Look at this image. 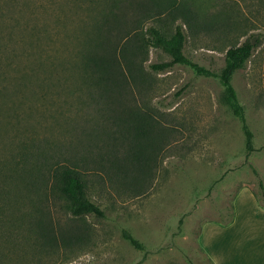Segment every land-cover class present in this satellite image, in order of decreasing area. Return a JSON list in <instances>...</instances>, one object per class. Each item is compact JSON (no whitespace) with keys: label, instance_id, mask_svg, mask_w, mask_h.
Returning a JSON list of instances; mask_svg holds the SVG:
<instances>
[{"label":"rangeland","instance_id":"1","mask_svg":"<svg viewBox=\"0 0 264 264\" xmlns=\"http://www.w3.org/2000/svg\"><path fill=\"white\" fill-rule=\"evenodd\" d=\"M189 1L205 22L214 24L195 29L182 18L172 24L161 16L143 27L183 24L185 53L215 72L224 67L230 46L250 36L260 40L232 78L254 133L253 149L247 150L241 119L224 101L220 78L186 64L155 70L150 64L168 61L170 55L150 46L144 70L152 81L151 106L181 130L159 153L152 176L141 187L105 174L103 179L100 171L86 172L90 195L105 215L76 218L58 202L51 209L58 230L75 226L83 239L43 249L32 237L20 264H212L199 243L202 224L228 219L235 192L245 184L259 190L260 179L264 181V0ZM82 5V0H0V92L8 86L6 95H0V119L10 105H19L17 117L8 121L21 130L20 138L45 131L46 116L60 107L50 88L33 93L29 83L15 92V82L26 72L35 80L43 77L53 64L48 63L70 58L85 22ZM6 140L0 138V157L4 142L15 147V141ZM124 230L144 248L124 237Z\"/></svg>","mask_w":264,"mask_h":264},{"label":"trees","instance_id":"2","mask_svg":"<svg viewBox=\"0 0 264 264\" xmlns=\"http://www.w3.org/2000/svg\"><path fill=\"white\" fill-rule=\"evenodd\" d=\"M82 2L85 22L70 58L51 61L49 72L36 80L32 73L20 75L13 87L15 92H23L30 83L33 93L43 94L48 88L54 91L52 99L58 97L60 108L46 116L47 129L20 138L21 130L8 121L17 117L19 105H10L0 119V138L16 142L15 147L4 142L0 157V264H20L23 247L32 237L41 241L43 249L83 239L75 226L58 230L51 209L60 202L76 218L105 215L90 195L86 172L100 171V176L140 187L152 176L159 153L181 129L151 106L152 81L144 70L150 46L170 55L168 61L151 63L155 70L186 64L199 74L219 77L225 103L241 119L246 148L253 149L254 133L232 78L259 45L257 37L230 46L224 67L215 72L185 53L187 33L183 24L143 27L146 20L161 16L172 24L182 18L195 29L213 25L215 20L205 22L194 1ZM40 61L39 69L45 63ZM7 88L4 85L0 95H6ZM259 184L260 189L254 192L264 207L263 179ZM233 218L231 206L230 217L222 221L228 224ZM123 234L137 248H144L130 231Z\"/></svg>","mask_w":264,"mask_h":264},{"label":"crops","instance_id":"3","mask_svg":"<svg viewBox=\"0 0 264 264\" xmlns=\"http://www.w3.org/2000/svg\"><path fill=\"white\" fill-rule=\"evenodd\" d=\"M232 206V222L212 219L202 224L199 243L203 252L212 264H264V207L253 186L240 187Z\"/></svg>","mask_w":264,"mask_h":264}]
</instances>
